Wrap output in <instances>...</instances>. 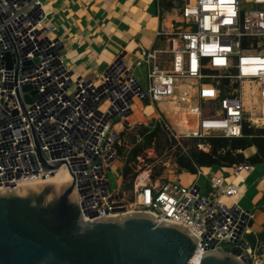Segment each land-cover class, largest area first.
<instances>
[{"label": "built area", "instance_id": "built-area-1", "mask_svg": "<svg viewBox=\"0 0 264 264\" xmlns=\"http://www.w3.org/2000/svg\"><path fill=\"white\" fill-rule=\"evenodd\" d=\"M0 2L6 8L5 14L0 8V190L38 182L65 167L73 176L85 223L144 212L156 223L186 229L196 239V257L225 247H239L247 256L254 253L245 239L253 214L218 199L237 195L236 189L225 184V175L209 179L208 196L196 181L188 187L178 178L151 183L148 175L143 183L134 185L130 203L119 190H109L106 174L122 161L117 148L122 146L121 135L136 127L148 128V133L158 127L179 144L180 139L241 138L244 124L264 126V0H156L158 13H164L156 37L163 41L164 49L142 51L131 63L123 54L101 75L100 85L73 77L63 58L62 42L53 37L56 28L47 23L42 0H21L17 10L13 9L14 0ZM33 15L39 16L34 19ZM9 24L19 29L22 37L12 35ZM31 30L35 33L29 37ZM6 53L11 54V70L5 67ZM160 54L170 56L168 70L160 68ZM25 62L31 64L22 71ZM143 65L146 91L133 74ZM108 79V85L118 88L119 99L127 95L126 112H115L105 95L94 111L99 118H90L86 106L82 108L86 115L76 117L80 85L102 90ZM26 84L37 94L22 93ZM183 85L187 86L181 91ZM25 95L30 96V104L24 102ZM59 97L65 105L58 103ZM186 97L196 101V127L180 133L162 117L167 114L160 103L177 106ZM105 100L109 107L102 112L99 106ZM146 103L153 106L155 119L149 120L150 124L132 123V108L142 111ZM116 106L122 107V103ZM67 118L64 133L61 124ZM117 125L119 129H115ZM57 155L61 159L53 158ZM121 155L126 161L128 154L122 151ZM42 161L48 166L62 165L52 170L44 168ZM228 169L238 177L252 167L240 164ZM136 180L140 181V176Z\"/></svg>", "mask_w": 264, "mask_h": 264}, {"label": "water", "instance_id": "water-1", "mask_svg": "<svg viewBox=\"0 0 264 264\" xmlns=\"http://www.w3.org/2000/svg\"><path fill=\"white\" fill-rule=\"evenodd\" d=\"M4 61L11 70V54L6 53ZM30 64L23 63L22 71ZM21 91L37 94L28 84ZM29 95L23 97L27 104L32 102ZM42 164L52 170L62 165ZM26 190L24 195L12 189L0 193V264H251L239 247L196 257V239L186 229L156 223L144 212L85 223L71 174L61 179L60 189L49 183ZM252 224L251 219L247 227Z\"/></svg>", "mask_w": 264, "mask_h": 264}, {"label": "crops", "instance_id": "crops-1", "mask_svg": "<svg viewBox=\"0 0 264 264\" xmlns=\"http://www.w3.org/2000/svg\"><path fill=\"white\" fill-rule=\"evenodd\" d=\"M47 23L54 25L53 37L63 45V58L73 77L90 80L100 77L124 53L126 61L132 62L142 51L162 50L164 43L156 37L160 17L159 4L156 0H44ZM164 57H166L164 59ZM162 70L169 69L170 56H159ZM120 69L114 70V74ZM112 74V75H114ZM105 86L110 94L119 96L118 88ZM80 94L93 93L91 85H80ZM78 96V95H77ZM245 155V154H244ZM253 168V167H252ZM226 171V173H225ZM200 176L187 175L181 182L190 184L194 181L205 182V196L211 193L209 179L225 175V184L237 190L233 198L220 196V202L238 207L251 192L246 185L253 169L241 173L238 177L230 174L228 168H202ZM229 173V174H228ZM254 184L250 206H258L264 197V174ZM244 211V210H242ZM253 211V222L255 219ZM253 225V224H252ZM251 231V230H249ZM252 232V231H251Z\"/></svg>", "mask_w": 264, "mask_h": 264}, {"label": "rangeland", "instance_id": "rangeland-1", "mask_svg": "<svg viewBox=\"0 0 264 264\" xmlns=\"http://www.w3.org/2000/svg\"><path fill=\"white\" fill-rule=\"evenodd\" d=\"M43 5L45 6L46 3L44 0H42ZM161 56H167L164 54H160ZM159 55V56H160ZM158 56V57H159ZM166 57H164L165 59ZM161 63V61L159 60ZM134 76L139 80L140 85L144 91L147 90V70L146 67L143 65L141 68H135L134 69ZM92 83L95 85L101 84V76L98 78H92L90 79ZM70 98L73 97V95L69 96ZM116 97V96H115ZM105 102L99 106L100 111L105 112L108 107L109 103ZM144 109L141 111L138 107H133L132 110L134 112V116L130 119L132 123H135L137 120H140V122H146L147 124H150L149 120H153L156 117V114L154 112L153 106L149 104L143 105ZM195 108L197 107V104L195 103ZM182 110H185V108ZM166 115H162V117L167 120L168 123H172L174 128L178 131L179 125H180V119L175 120V115L171 113V111H166ZM187 115H184L181 113L179 118H186ZM117 120L113 121L116 122ZM139 128L136 127L130 131H125L120 139V144L124 145V153L128 154L129 149L132 148V146L136 143V139L138 137ZM168 138V137H167ZM141 141V140H140ZM139 141V142H140ZM160 145L156 143V147L145 150L140 156V160H138V164L136 166L135 172L138 173L137 177H141V174L147 173L149 175V180L151 183H154L155 181L162 182L168 178L175 179L178 178L177 176L180 175L182 180H185L187 175L192 176L188 172H182L181 174H178V167L175 163L176 155H175V148L168 149V146L163 142V138H159ZM138 143V141H137ZM154 145V144H153ZM180 149L183 151H187V147L191 145L189 139H180L179 140ZM186 145V146H185ZM203 149H205L202 146ZM158 149V150H157ZM200 149V148H199ZM255 147L249 148L245 151L246 157H251L255 154ZM119 158H121V162H118L117 164L112 166V170L108 171L106 174L107 181L109 182V190L110 191H117L119 190V193L123 196L125 200L131 203L132 199L134 198V185L138 184L140 181L135 180L133 181V186L131 189H128L124 186L122 178L120 176L121 170L124 166L125 161H123V156L119 154ZM253 173L250 177V179L247 181L246 185L250 187L251 192L246 196L244 201L239 205V208L244 211H254V222L251 227V231H248L249 233H260L264 231V204H259L258 206H250L249 205V199L252 196L253 187L254 184L257 183V180H259L261 175L264 174V165L263 166H257L253 167ZM131 181V178L128 179L127 183ZM205 181L202 180L198 183V185L202 188L203 192L205 193ZM191 184V183H190ZM190 184H185L184 182H181V185L184 187H188ZM261 251V252H260ZM251 264H261L264 262V249L261 247V249L258 251V248L254 251V253H251L249 255Z\"/></svg>", "mask_w": 264, "mask_h": 264}, {"label": "trees", "instance_id": "trees-1", "mask_svg": "<svg viewBox=\"0 0 264 264\" xmlns=\"http://www.w3.org/2000/svg\"><path fill=\"white\" fill-rule=\"evenodd\" d=\"M148 104V103H146ZM196 119V116H192ZM119 125L115 129H119ZM150 129L139 128V133L136 143L128 151V155L120 176L126 188L131 189L133 181L138 173L135 172L139 157L145 150L156 147V143L160 145L159 138H163V142L168 146V149L175 148V163L178 167V174L188 172L191 175H196L198 170L202 168H231L235 165L245 164L251 167L264 165V126L260 128L252 127L248 124L243 125V135L241 138H224L221 136L207 137L205 139L190 140L191 145L187 147V151L180 149V145L167 138L166 134L158 127ZM141 140V141H140ZM140 141V142H139ZM154 144V145H153ZM186 146V145H185ZM203 146L205 149H199ZM255 147V154L251 157L244 155L249 148ZM119 153L125 149L124 145L117 147ZM158 150V149H157ZM131 181L127 183L128 179ZM259 204H264V197ZM249 246L253 251L261 247L264 249V231L254 234L250 233L245 236ZM261 252V251H260Z\"/></svg>", "mask_w": 264, "mask_h": 264}, {"label": "bare ground", "instance_id": "bare-ground-1", "mask_svg": "<svg viewBox=\"0 0 264 264\" xmlns=\"http://www.w3.org/2000/svg\"><path fill=\"white\" fill-rule=\"evenodd\" d=\"M9 2H11V0H8V3ZM14 2L15 3L12 4V5H14V7H13L14 10H17L20 6H22V5H17V3L21 2V0H14ZM0 8H1L2 12H4L3 14H5L6 13V8L3 7V5H1V2H0ZM10 13H12L11 10H10ZM38 16L39 15H33L31 18L34 17V19H36ZM8 26H9V31H10V33H12V35L17 34L18 36H21V34L19 33L20 32L19 29H15V26H13L12 24L11 25L9 24ZM34 33L35 32L33 30H31L28 33V36L30 37ZM186 86L187 85L181 86L180 90L183 91L184 90L183 88L186 87ZM93 88H94V86H93ZM247 88H248L247 86L246 87L244 86V94L245 95L248 94L247 93L248 92ZM249 89H250V87H249ZM190 90L193 93L195 92V90L192 89V88ZM105 95L113 103V106L115 108V112H119L121 114L126 112V97H127V95H121L120 99H119V96H116V97L113 96L112 94L109 93L107 87L104 86L102 90L96 89L93 93L83 92V93H81V95H78V96L76 95L77 99L75 101L77 102V109H76L74 115L76 117H79L80 115H81V117H84L86 114L84 115V111H83L84 109H82V108L86 106L85 109L87 108L89 110L87 115H89L90 118H92V119L94 117L99 118V116H97L94 111H95V108L98 107L100 101L104 99ZM177 98H178V96L175 97L174 99L177 100ZM184 99H185V101L183 103L178 101L177 106L174 105V102H162V103H160V106L163 108V110L171 111V113L175 115V120L180 119L181 122H180V125H179V128H178V132H180V133L181 132H187V131L195 128L196 127V119H197V118L193 119V117H192V116H196V113H197V110H196V108L194 106L196 101L190 99V97H186ZM57 100H58V103H60V105H65V104H62V98L61 97L57 98ZM117 102H121L122 103V107L116 106ZM178 105H181V107L183 109L185 108V110H181V113L184 114V115H187L188 117L179 118L180 115H181V113H180V109L181 108L178 109ZM93 108H94V110H93ZM178 113H180V114L178 115ZM88 119L89 118H86L87 121H88ZM67 121H68V118L66 120H64L62 122V124H61L62 125L61 128L64 131V133H66L65 132V127H67ZM85 127H86V125H84V127L81 128V130L84 129ZM90 130H91V128H90ZM83 135L84 134H82L81 136H83ZM82 138H84L85 140L87 139V137H82ZM45 145L47 146L46 148L49 149V144H45ZM49 151L52 154V151L50 149H49ZM53 158L55 160L61 159L59 157V155L53 156ZM68 174H70V173L66 170V168L62 167L57 172L53 173L51 176L47 177L46 179H42V180H40L38 182H35V183H28V184H24V185L22 184V185L14 188L12 190H14L13 192L15 194L24 195V194H26L28 192L26 190L27 188H34L37 191V190L41 189V187L43 185H48L49 183H54L56 185L57 189H60V187H61V179L64 176L68 175ZM147 176H148L147 173L141 174L139 183H143L144 182L143 179L146 178ZM4 192H6V190H4V189L0 190V193H4ZM191 264H199V261L198 262H193Z\"/></svg>", "mask_w": 264, "mask_h": 264}]
</instances>
